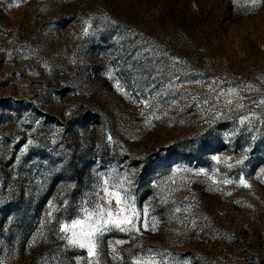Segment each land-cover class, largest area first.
I'll return each instance as SVG.
<instances>
[{
	"label": "rangeland",
	"instance_id": "374dc122",
	"mask_svg": "<svg viewBox=\"0 0 264 264\" xmlns=\"http://www.w3.org/2000/svg\"><path fill=\"white\" fill-rule=\"evenodd\" d=\"M262 101L264 0H0V264H264Z\"/></svg>",
	"mask_w": 264,
	"mask_h": 264
},
{
	"label": "snow or ice",
	"instance_id": "6c2138e0",
	"mask_svg": "<svg viewBox=\"0 0 264 264\" xmlns=\"http://www.w3.org/2000/svg\"><path fill=\"white\" fill-rule=\"evenodd\" d=\"M260 2L261 0H248L249 6L252 8L259 7ZM85 24L87 25L88 22L85 21ZM89 26H86L83 30L85 35L89 32ZM117 87L119 89V85ZM229 102L231 103V101ZM214 159L216 158L214 157ZM236 163H242V161H236ZM103 183L104 187L101 189L103 193L102 204L97 205L93 211L84 209L82 218L74 219L70 224H62L60 226V231L66 234L63 238L67 239L68 244L86 249L89 257L97 255V237L112 228L122 232L139 231L134 224V220L139 219L140 214L136 212L134 204L129 203V192L128 188L125 187L126 184H130L128 177L125 176L118 182L112 183L106 179ZM224 183H231V181L225 180ZM240 183L247 186L243 179H241ZM113 201L117 209L115 212L110 207ZM147 212L148 209L145 208L144 214L147 215ZM145 227H147L146 224ZM69 233L70 235H68ZM116 243L120 244L123 242L117 241ZM113 251L115 252V248H113ZM132 264H167V261L157 260L155 256L147 258L137 257L132 261Z\"/></svg>",
	"mask_w": 264,
	"mask_h": 264
}]
</instances>
